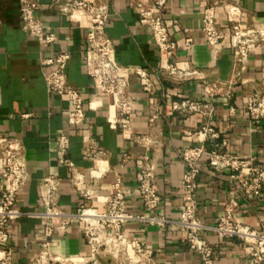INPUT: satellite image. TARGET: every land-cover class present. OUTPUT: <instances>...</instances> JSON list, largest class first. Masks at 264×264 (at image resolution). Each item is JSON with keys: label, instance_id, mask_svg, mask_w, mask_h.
<instances>
[{"label": "crops", "instance_id": "crops-1", "mask_svg": "<svg viewBox=\"0 0 264 264\" xmlns=\"http://www.w3.org/2000/svg\"><path fill=\"white\" fill-rule=\"evenodd\" d=\"M35 1L38 5L35 18L56 36V41L49 46L39 45L21 29V0H0V143L5 139L21 143L29 174L16 202L24 215L7 226L12 264H32L41 251L43 220L27 214L44 211L41 196L42 180L46 177L58 180L59 207L73 214L85 208L106 211L112 184L120 178L128 212L151 214L170 221L164 227L140 221L123 226L126 237L135 238L152 249L151 262L141 264H199L198 258L187 250L184 231L177 224L183 205L181 155L187 147L201 144L184 132L209 123L219 137L202 144L205 152L215 150L264 170V119L250 122L245 108L247 95L256 89L264 90V44L250 48L245 62L234 66L231 43L222 42L215 52L205 43L200 31L207 0H168L163 18L177 43V65L185 68L190 63L202 71L206 82L173 85L155 75L162 57L149 29L138 22L132 7L134 0H109L106 34L114 45L116 63L127 69H143L151 76L152 98L143 91L140 79L133 72L128 74L133 133L144 137L137 142L121 135L112 124L118 113L109 99L99 95L90 76L91 66L84 60L87 19L78 12L63 15L58 11L56 1L70 0ZM229 1L242 8L243 23L264 28V0ZM216 17L219 24L226 27L223 9H217ZM186 37L191 39L189 48L184 44ZM60 52L70 55L66 69L68 82L79 90L85 104L94 105V109L85 105L84 118L79 123L70 119L68 99L48 92L44 83V76L51 67L42 66L41 59ZM234 72L239 73L238 78L234 77ZM213 83L218 84V90L211 95L207 86ZM180 98L210 101L214 112L209 117H181L170 113L167 103ZM152 107H157L158 118L150 127L148 117ZM60 134L69 139L64 156L67 163L59 158L57 137ZM87 149L101 150L105 156H86ZM143 154L150 155L157 164L154 183L161 202L152 213L143 211L137 193ZM197 165L200 170L195 190L198 220L208 227L217 224L232 197L238 203L236 215L240 222L264 233V186L258 196L245 195L234 190L229 171L210 169L205 155ZM69 166L82 176L77 188L70 179ZM1 170L0 155V191ZM85 226L83 222L74 221L66 227H57L50 239L52 250L69 264H92L87 260L90 252L82 234ZM202 234L213 248L214 264L252 263L240 239L221 240L210 231ZM128 254L132 256L131 250ZM100 261V264H115L107 257Z\"/></svg>", "mask_w": 264, "mask_h": 264}, {"label": "built area", "instance_id": "built-area-1", "mask_svg": "<svg viewBox=\"0 0 264 264\" xmlns=\"http://www.w3.org/2000/svg\"><path fill=\"white\" fill-rule=\"evenodd\" d=\"M168 0H134L132 7L138 16L140 25L147 27L151 32L155 46L162 57V62L155 75L164 77L173 85H180L189 81L205 84V77L201 70L190 63L185 68L177 65V43L172 38L169 27L164 21L163 10ZM58 11L63 15L75 12L87 19L85 27V57L84 60L91 66V78L95 82L99 95L109 99L111 106L116 109L117 116L112 124L119 133L130 140L142 141L144 137L133 133V106L128 92L130 86L128 74L133 72L141 81L142 89L150 97L154 96L151 76L140 68L127 69L119 66L115 60V49L112 41L106 34L109 18V0H70L58 3ZM35 0H21L19 7V21L21 29L34 38L39 45L49 46L56 41V36L48 31L43 23L35 18L37 9ZM217 9H223L226 27L217 21ZM242 8L229 0H207L203 10L200 31L205 43L215 52L222 42L231 43L232 62L234 66L241 65L248 57L250 48L264 44V28L250 26L242 22ZM185 47L191 46V39L186 37ZM70 55L60 52L53 57L41 59L42 66H49L51 70L44 76V83L48 92L66 97L69 102L70 119L79 123L84 118V107L94 109L92 102L84 103L79 90L70 85L66 69ZM238 78L239 73L234 72ZM210 94L218 90V84L213 83ZM170 113L181 117L190 115L211 116L214 106L210 101H200L191 98H180L169 101L166 105ZM246 111L249 120L257 123L264 119V90H254L246 97ZM27 115H23L26 117ZM158 118L157 107H152L148 123L152 127ZM190 138L200 141V145L187 147L183 150L181 160L184 172L180 189L183 196L182 210L177 224L184 231V240L187 250L194 254L199 264H214L212 246L203 237V232L210 231L219 239L238 238L248 249L252 258L251 264H264V233L243 225L236 215L238 203L229 198L224 207L222 217L213 226L203 225L196 216L195 190L198 186L200 173L197 165L199 159L205 155L208 167L214 171H229L234 190L245 195L258 196L264 186V170L248 166V161L223 155L215 150L205 152L203 143L218 139V132L209 123H203L192 132H184ZM60 147V161L67 163L64 158L69 145L67 136L60 134L57 137ZM224 144V143H223ZM1 181L0 191V264H12V255L8 247L9 235L7 226L20 219L24 214L17 208L18 194L29 180L23 157V147L18 140L5 139L0 143ZM85 155L94 157L105 156L101 150L87 149ZM156 161L148 154L140 157V167L137 176V193L145 213L155 211L161 196L155 186ZM70 179L74 188L78 187L82 176L73 167L69 166ZM246 175L242 177V175ZM44 189L41 203L44 211L39 214H27L43 220V242L41 251L32 264H69L61 255L52 250L51 237L57 227H66L77 221L85 223L82 229L83 238L89 248L88 261L100 264L102 258H109L115 264H141L151 262L152 249L143 245L135 238L124 235L122 228L127 222L140 221L153 226L164 227L170 221L163 217L147 214H133L126 210V199L121 186L120 178L112 184V194L106 199L107 210L99 212L92 208L81 209L78 213H66L59 207L58 180L46 177L42 180ZM83 196H87L83 193ZM108 241L117 246L109 249ZM131 250L132 256H129Z\"/></svg>", "mask_w": 264, "mask_h": 264}, {"label": "bare ground", "instance_id": "bare-ground-1", "mask_svg": "<svg viewBox=\"0 0 264 264\" xmlns=\"http://www.w3.org/2000/svg\"><path fill=\"white\" fill-rule=\"evenodd\" d=\"M108 242H109V243H108V248H109V249H112V248H114V247L117 246L116 243H113V242H111V241H108Z\"/></svg>", "mask_w": 264, "mask_h": 264}]
</instances>
